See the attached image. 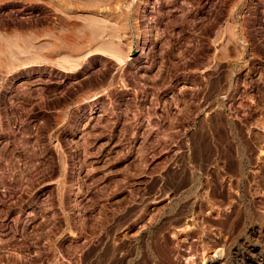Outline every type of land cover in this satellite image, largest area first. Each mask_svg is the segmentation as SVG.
Instances as JSON below:
<instances>
[{
  "label": "rangeland",
  "instance_id": "obj_1",
  "mask_svg": "<svg viewBox=\"0 0 264 264\" xmlns=\"http://www.w3.org/2000/svg\"><path fill=\"white\" fill-rule=\"evenodd\" d=\"M57 1L0 0V264H83L103 237L136 264L157 234L206 264L221 222L223 264H258L264 0Z\"/></svg>",
  "mask_w": 264,
  "mask_h": 264
},
{
  "label": "bare ground",
  "instance_id": "obj_2",
  "mask_svg": "<svg viewBox=\"0 0 264 264\" xmlns=\"http://www.w3.org/2000/svg\"><path fill=\"white\" fill-rule=\"evenodd\" d=\"M53 1H55V0H53ZM59 1V0H58ZM57 1V3H55V4H58L59 2ZM64 1V0H63ZM63 1L61 2V3H63ZM51 3H53V2H51ZM60 3V4H61ZM54 4V5H55ZM53 5V4H52ZM52 5H50V7L52 6ZM62 5H64V3L62 4ZM56 6V5H55ZM58 6V5H57ZM65 6V5H64ZM53 7V6H52ZM52 7L50 8L51 9V11H52ZM59 7H62V6H59ZM59 7H56V8H59ZM55 7L53 8L54 10L56 9ZM61 9H62V12L65 10L63 7L62 8H60V11H61ZM53 10V13H51V14H55V12L58 10V9H56V11H54ZM65 12V11H64ZM60 17H62L61 15H60ZM54 18V17H53ZM63 19V18H62ZM62 19H61V21H62ZM64 20V22H63V24L65 23V19H63ZM54 23V22H53ZM61 23V22H60ZM52 24V23H51ZM54 26V25H53ZM96 34V33H95ZM94 33H93V35H95ZM54 42V41H53ZM94 42V41H93ZM55 44V43H54ZM63 45V44H62ZM55 46H56V44H55ZM51 48H54V47H51ZM57 48L55 47V49H53V51L56 53L57 51H59L58 49L56 50ZM89 50V49H88ZM50 52H52V50L50 51ZM54 52H52V53H54ZM66 52V51H65ZM59 56V55H58ZM219 145V144H218ZM219 149V148H218ZM218 151V150H217ZM235 151V150H234ZM212 152V151H211ZM214 153V152H213ZM215 153H217V152H215ZM214 153V154H215ZM209 154V153H208ZM219 154V153H218ZM231 154V153H230ZM229 154V155H230ZM211 155V154H210ZM208 156V155H207ZM212 156H213V154H212ZM212 156H210V157H212ZM221 156V155H220ZM225 156V155H224ZM218 157V156H217ZM222 157V156H221ZM227 157V156H226ZM225 157V158H226ZM229 157V156H228ZM233 157V156H232ZM230 158H231V156H230ZM218 159H220V157L218 158ZM221 159H223V158H221ZM233 158H231V160H232ZM236 158L234 157V162H236V160H235ZM208 160V159H207ZM214 160V159H213ZM226 160V159H225ZM232 160V161H233ZM238 160H242V159H238ZM233 163V162H232ZM232 163H231V166H229V167H231L230 169H229V171L228 172H230V170L233 168L232 166H234V164L232 165ZM229 164V163H228ZM239 164H240V162H239ZM230 165V164H229ZM237 165V164H236ZM235 165V166H236ZM238 166V165H237ZM183 168V167H182ZM236 169V168H235ZM234 169V171H235V173H236V170ZM227 170V169H226ZM233 171V172H234ZM232 172V171H231ZM231 172H230V174H231ZM240 170L236 173V175H238V176H240ZM234 174V173H233ZM235 175V177H237ZM238 178V177H237ZM242 178V177H241ZM261 183H263V182H261ZM180 189H181V187H180ZM166 194V193H165ZM165 194H161V195H164L165 196ZM229 194V193H228ZM147 195V194H146ZM157 197V199L158 198H162V199H164L163 197H161L160 195L159 196H156ZM142 200V199H141ZM144 200V199H143ZM146 200V199H145ZM153 200H155V198L153 199ZM161 200V199H160ZM160 200H158V202H160ZM138 201H140V200H138ZM157 201V200H156ZM157 203V202H156ZM185 204H186V202H185ZM137 206H139V205H137ZM137 209L139 208V207H136ZM132 209V211L134 212V213H136V211H137V209ZM185 208H187V206L185 207ZM238 208V207H237ZM174 209V208H173ZM182 209V208H181ZM185 210V209H184ZM237 210H239V209H237ZM179 212V211H178ZM181 212H183V211H181ZM187 212H188V210H187ZM180 213V212H179ZM185 213H186V211H185ZM184 213V214H185ZM175 214V213H174ZM180 215V214H179ZM176 216V215H175ZM131 217V216H130ZM178 217V216H177ZM257 217V221H258V226H257V230H254V232L256 233H258L259 235L261 234L262 236L261 237H263V239H264V233L262 234V226L264 225V219L263 218H261V217H259V216H256ZM129 218V217H128ZM172 218V217H171ZM173 219V218H172ZM185 219H182V218H175L174 220H172V221H168L169 222V224L172 222L173 224H178V225H180V227L179 226H177V227H179V228H177V229H179V231L180 232H185L186 234H184L185 235V237H186V239H187V242H185L184 241V243H185V245H188V247H189V249L190 250H192L191 251V253L190 254H193V256H194V253H193V251H194V249H195V244L193 243L194 242V240H192V238H193V236L195 235L193 232H195V231H193V228L191 227H189L188 226V224H186V223H184L185 221H184ZM255 220H256V218H255ZM124 221V220H123ZM122 221V222H123ZM184 221V222H183ZM241 221V220H240ZM167 222V223H168ZM171 223V224H172ZM166 224V223H165ZM164 224V225H165ZM169 224H168V226H169ZM170 224V225H171ZM218 224V223H217ZM117 224H115V226H116ZM163 225V226H164ZM163 226H160V227H162V228H164ZM166 226V225H165ZM208 226V225H207ZM117 227V226H116ZM169 227H171V226H169ZM220 227H221V230H222V232H224V234L226 235V241L224 240V241H214L213 242V247L215 248L214 250V252H215V254H216V256L214 255V257H212V258H208V261H207V263L206 264H223V261H224V259H223V256L221 255V253L222 252H226V251H228L229 250V247H230V242H231V239H233V236H232V231L230 230V228L232 227V225L230 224V222L228 223V222H224V223H220ZM167 228V227H166ZM111 229H112V227H111ZM113 229H115V227L113 228ZM158 229V228H157ZM190 229H192V231H190ZM256 229V228H255ZM264 229V228H263ZM156 230V229H155ZM161 230V229H160ZM231 231V232H230ZM239 231V230H238ZM251 231H252V229H251ZM159 232V231H158ZM253 232V231H252ZM161 233H162V231H161ZM159 234V235H163V234ZM155 234V233H154ZM156 234H157V230H156ZM258 234H254V235H258ZM109 235V234H108ZM108 235H106V236H108ZM253 235V234H252ZM100 236H102V235H100ZM164 236V235H163ZM167 236V235H166ZM196 237V236H195ZM108 238V237H107ZM208 238V237H207ZM99 239V238H98ZM194 239V238H193ZM208 239H206V241H207ZM100 242H98V245H97V249H98V251H95L96 252V254H95V252H94V256H92V257H89V258H86L87 256H84L86 259L84 260V263L83 264H130V256L131 255H127V256H124L123 258H121V259H117V257H116V259H114V261H112V254H110L111 256H109L107 253L109 252H107L106 251V249H105V251H104V248H106L107 247V245L105 244V242L106 241H104V237L103 238H100V240H99ZM108 241V240H107ZM209 241V240H208ZM212 241V240H211ZM205 242V241H204ZM109 243V242H108ZM145 243V247H146V249L148 250V252L147 253H144V254H142L140 257L141 258H139V260L137 261V263L136 264H184V263H182V259H183V257H184V254L181 252V250H180V248L178 247V248H176V246L174 247V246H172V245H170L169 243H167L166 242V240H164L163 239V237H161V236H158V234H157V236L156 237H154V239L153 240H151V242H148V243H146V242H144ZM262 244H264V240H263V243ZM176 245V244H175ZM184 245V244H183ZM94 247H95V245H94ZM186 247V246H185ZM184 247V248H185ZM187 247V248H188ZM108 248V247H107ZM261 248V247H260ZM87 249V248H86ZM109 250H111V248L109 247L108 248ZM107 249V250H108ZM92 250V249H91ZM145 250V249H144ZM258 251V250H257ZM111 252V251H110ZM113 252H115L114 250H113ZM112 252V253H113ZM186 252V251H185ZM128 253V252H127ZM126 253V254H127ZM235 253H236V251H235ZM258 253V255H257V257H258V264H263L264 263V249H263V251H259V252H257ZM87 254V253H86ZM133 254V253H132ZM140 254V253H139ZM186 254V253H185ZM117 255V254H116ZM121 256V255H120ZM83 257V258H84ZM255 258V257H254ZM134 259V258H133ZM132 259V260H133ZM189 260V259H188ZM241 260V259H240ZM254 260H256V259H254ZM253 260V261H254ZM257 261V260H256ZM132 263V262H131Z\"/></svg>",
  "mask_w": 264,
  "mask_h": 264
}]
</instances>
